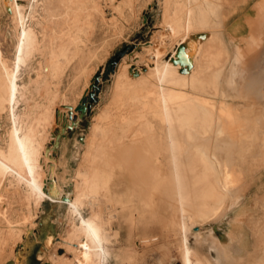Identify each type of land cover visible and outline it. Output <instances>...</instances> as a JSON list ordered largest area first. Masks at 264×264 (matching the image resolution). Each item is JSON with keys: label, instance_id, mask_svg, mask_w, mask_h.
<instances>
[{"label": "bare ground", "instance_id": "bare-ground-1", "mask_svg": "<svg viewBox=\"0 0 264 264\" xmlns=\"http://www.w3.org/2000/svg\"><path fill=\"white\" fill-rule=\"evenodd\" d=\"M222 1L165 0L153 49L159 53L165 44L174 49L168 52L169 56L150 65L147 72L133 66L130 71V61L121 63L115 77L114 113L107 116L106 112L104 116L111 117L112 126L123 125L133 142L146 139L149 143L145 167L148 178L139 185L141 194L147 193L146 199L139 211L130 213L129 223L147 227L156 220L177 234V252L182 264H248L230 251L224 240L213 237L211 231L207 238L200 232L243 196L235 151L242 139L257 128L264 129V120L253 119V109L249 106L234 109L225 102L230 94L237 95L238 85L234 80L237 64L252 44L242 54L227 45ZM0 6L14 14L11 32L17 50L15 53L14 48L10 62L0 50V118L4 115L7 123L0 137V221L3 223L0 246L7 243L12 229L22 224L32 227L34 216L29 210L49 201L65 205L71 216L70 231L59 239L61 248L71 259L60 256L49 264H106V244L117 236V231L107 229L101 210L95 207L90 216L84 217L82 208L85 202L96 206L101 194L106 192L112 169L105 168L107 163L96 164V159L105 155L104 141L109 131L102 128L101 140L95 137L88 140L83 163L72 175L73 194L69 199H60L58 189L47 187L45 176L49 168L45 159L56 161L43 155L42 135L46 134L54 113L50 105L33 103L31 94L43 87L42 69L46 67L49 73L59 70V58L81 42L80 34L87 27L84 20L97 11L96 2L45 0L43 11L51 28L41 34L40 40L36 31L26 26L30 2L0 0ZM181 46L188 65L185 72L174 62ZM34 51H39L42 62L31 92L29 86L17 84V69ZM125 105L131 109L127 111ZM67 125L65 122L64 126ZM57 139L56 136L55 142H51L53 147L57 146ZM161 196H169L173 201H161ZM15 201L18 202L15 207L26 212L12 219ZM242 212L243 209L239 210L232 220L240 222ZM194 228L198 230L192 231ZM191 232L195 233L194 246L189 244ZM19 257L10 260V264L17 263ZM250 263L264 264V254Z\"/></svg>", "mask_w": 264, "mask_h": 264}, {"label": "rangeland", "instance_id": "rangeland-1", "mask_svg": "<svg viewBox=\"0 0 264 264\" xmlns=\"http://www.w3.org/2000/svg\"><path fill=\"white\" fill-rule=\"evenodd\" d=\"M94 1L98 9L91 14L92 18L84 20L87 31L84 30L80 34L81 42L66 56L59 58V70L49 73L46 67L42 69L45 75L42 90L33 92L31 89L41 67L42 57L39 51L29 55L17 69V84L29 86V90L33 92L31 94L34 95L32 102L50 105L54 113L49 119L46 134L42 135L45 145L43 155L56 161L53 163L45 159L49 165L45 173L47 187L51 185L58 189L60 199L70 198L73 194L72 175L74 169L83 163L82 155L87 149V142L92 137L101 140L100 131L105 128L109 131L108 138L104 141L105 155L97 158L96 164H111V167L107 164L105 166L107 170L112 169L108 176L109 182L106 192H101L103 195L97 200V205L92 206L85 202L82 214L88 217L96 207L98 211L101 210L107 229L117 231V236L106 244V264H182L177 252V234L170 232L156 220L147 227L137 222L134 225L129 223L130 213L139 211L146 199L147 193L141 194L139 185L141 181L145 184L148 178L145 169L148 141L142 139L133 142L128 131L125 132L122 128L123 125L112 126L114 124L110 122L111 117L104 118L106 112L107 116L114 113L112 106L115 77L121 63L130 61L129 70L133 66L147 72L150 65L169 56L168 52L174 49L171 46L166 47V44L159 48V53L153 49L154 39L160 30L165 0ZM19 2H30L32 7L28 12L26 26L36 31L40 40L43 33L51 28L43 11L45 0ZM222 3L223 34L227 45L232 49L237 44L242 47L246 44L250 47L252 44L253 49L256 45L255 38L249 40L245 37L250 31L252 19L261 17L264 27V0H223ZM13 22V12L0 6V50L8 62L17 53L15 38L11 32ZM126 46L133 47L132 51L126 52L120 58L115 71L101 81L98 101L92 104L90 114L79 118L72 129L63 127L65 122L69 124L66 111L74 109L88 91L98 69L102 68L104 74L108 61ZM243 49L236 51L241 53ZM235 82L238 85L237 95L230 94L225 102L234 109L242 105L249 106L253 109V119L264 120V36L256 49L238 63ZM159 87L156 86L158 90L161 88ZM215 97L214 99H217ZM19 108L22 109L23 104H20ZM125 108L127 111L131 109L128 105H125ZM6 127L3 115L0 118V137ZM56 136L58 143L53 147L51 142H55ZM235 157V166L241 175L239 187L244 188L243 196L233 206H227L218 219L203 226L200 232L207 238L211 231L213 237L224 240L236 256L243 257L244 261L251 264L258 255L264 254V129L257 128L248 138L242 139L238 150L235 151ZM60 185H63L64 190ZM167 197L169 196H161L160 200L173 201ZM14 204L15 207L18 202L15 201ZM15 209L12 219L22 217L26 212L18 210L17 207ZM241 209V220L236 223L232 218ZM30 211L35 217H32L35 224L32 227L22 224L11 230L7 243L0 246V264H10L9 261L19 255V261L15 264H49L52 259H58L60 256L61 259H71V255L59 244L60 237L66 236L70 231L71 216L66 206L44 201L39 206H33ZM2 225L0 221V226ZM197 230L198 228H194L192 231ZM194 232L188 235L191 246L195 245Z\"/></svg>", "mask_w": 264, "mask_h": 264}, {"label": "water", "instance_id": "water-1", "mask_svg": "<svg viewBox=\"0 0 264 264\" xmlns=\"http://www.w3.org/2000/svg\"><path fill=\"white\" fill-rule=\"evenodd\" d=\"M133 47H124L122 50L116 52V54L108 61L106 68L104 70V74H102V68H99L98 71L93 76L92 82L88 88V91L82 96L79 100L78 104L74 107V109H69L67 112V120L69 125L63 126L72 129L77 124V120L82 118L85 115H89L92 109V104H95L98 101V96L101 91V81L108 78L110 73L115 71V68L122 56L126 52H131ZM183 46H181L178 50V54L176 55L177 59L174 60L175 63H179L183 68L182 72H185L188 68L184 60V56L182 54ZM133 70L130 69V71Z\"/></svg>", "mask_w": 264, "mask_h": 264}, {"label": "crops", "instance_id": "crops-1", "mask_svg": "<svg viewBox=\"0 0 264 264\" xmlns=\"http://www.w3.org/2000/svg\"><path fill=\"white\" fill-rule=\"evenodd\" d=\"M261 27H262V19H261V17L254 18V19L251 20L250 31L246 35L245 38H249V40L255 38L256 45L254 46V48L252 50L247 51L248 53L246 52L245 53L246 55L244 57H241L239 62H241L246 56H248L250 53H252L256 49V47L259 45V35H260ZM245 43H246V41H245ZM245 47H247V44L245 45ZM245 47H242L241 45L237 44L232 49L233 50H239V49L245 48ZM235 78H237V68H236V75L234 77V80H235ZM58 184H59V181H58ZM60 187L62 188V190H64L63 185H60Z\"/></svg>", "mask_w": 264, "mask_h": 264}, {"label": "flooded vegetation", "instance_id": "flooded-vegetation-1", "mask_svg": "<svg viewBox=\"0 0 264 264\" xmlns=\"http://www.w3.org/2000/svg\"><path fill=\"white\" fill-rule=\"evenodd\" d=\"M262 28H264V27H261V29H260L259 43H260V41L262 39V36H264V30H262Z\"/></svg>", "mask_w": 264, "mask_h": 264}]
</instances>
